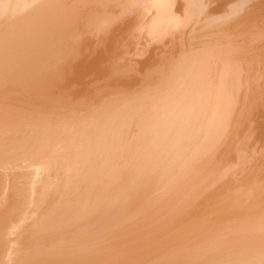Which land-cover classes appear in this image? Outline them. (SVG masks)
<instances>
[{"label":"bare ground","instance_id":"6f19581e","mask_svg":"<svg viewBox=\"0 0 264 264\" xmlns=\"http://www.w3.org/2000/svg\"><path fill=\"white\" fill-rule=\"evenodd\" d=\"M0 264H264V0H0Z\"/></svg>","mask_w":264,"mask_h":264}]
</instances>
